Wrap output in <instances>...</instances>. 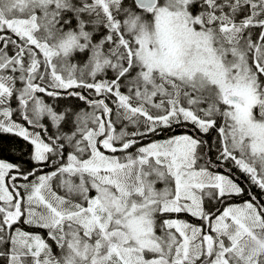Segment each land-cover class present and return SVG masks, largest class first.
<instances>
[{
	"label": "snow or ice",
	"instance_id": "obj_1",
	"mask_svg": "<svg viewBox=\"0 0 264 264\" xmlns=\"http://www.w3.org/2000/svg\"><path fill=\"white\" fill-rule=\"evenodd\" d=\"M0 264H264V0H0Z\"/></svg>",
	"mask_w": 264,
	"mask_h": 264
}]
</instances>
